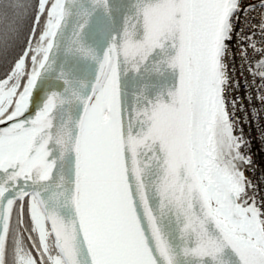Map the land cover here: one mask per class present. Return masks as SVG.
<instances>
[{
    "label": "snow or ice",
    "instance_id": "snow-or-ice-1",
    "mask_svg": "<svg viewBox=\"0 0 264 264\" xmlns=\"http://www.w3.org/2000/svg\"><path fill=\"white\" fill-rule=\"evenodd\" d=\"M0 264H264V0H0Z\"/></svg>",
    "mask_w": 264,
    "mask_h": 264
},
{
    "label": "water",
    "instance_id": "water-1",
    "mask_svg": "<svg viewBox=\"0 0 264 264\" xmlns=\"http://www.w3.org/2000/svg\"><path fill=\"white\" fill-rule=\"evenodd\" d=\"M171 79H173V77H169V80H171ZM156 83H157L158 86L162 87V86H164L167 83V81L159 80Z\"/></svg>",
    "mask_w": 264,
    "mask_h": 264
}]
</instances>
